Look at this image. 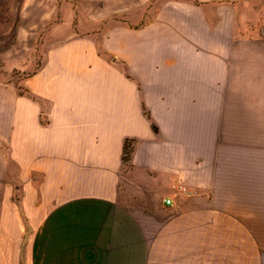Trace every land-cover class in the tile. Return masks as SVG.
I'll list each match as a JSON object with an SVG mask.
<instances>
[{"label":"crops","instance_id":"crops-1","mask_svg":"<svg viewBox=\"0 0 264 264\" xmlns=\"http://www.w3.org/2000/svg\"><path fill=\"white\" fill-rule=\"evenodd\" d=\"M253 3L55 6L43 56L0 76V264H245L256 234L237 241L230 206L261 195Z\"/></svg>","mask_w":264,"mask_h":264},{"label":"rangeland","instance_id":"rangeland-1","mask_svg":"<svg viewBox=\"0 0 264 264\" xmlns=\"http://www.w3.org/2000/svg\"><path fill=\"white\" fill-rule=\"evenodd\" d=\"M253 5L257 14L260 16L261 6L264 0H253ZM61 0H0V76L10 80L19 77L27 72H20L17 69L10 70L16 56H43L45 50L44 40L47 30L61 22V14L57 10L50 17L55 6H60ZM264 11V10H263ZM254 15L253 13H251ZM253 19V18H252ZM256 36L247 35L246 44L240 46V52L256 53L261 57L253 60L246 56L243 62L246 66V80L253 79L254 64H261L264 75V13L260 23L253 26ZM256 28V29H255ZM250 28L247 30L249 32ZM251 32V31H250ZM251 34V33H247ZM9 73V74H8ZM232 95V94H231ZM245 96V100H252L253 93L240 94ZM257 95V94H256ZM262 98L264 93L261 94ZM263 166L261 171V195L250 199L251 202L240 205H231L230 212L241 218L239 225L244 226L246 238L239 237L237 241L245 244L249 250L251 239L248 232H255L256 252H246L243 255L245 264H264V126H262ZM232 223V221H231ZM244 223V224H243ZM232 228V227H231ZM258 247L260 248L258 250Z\"/></svg>","mask_w":264,"mask_h":264},{"label":"built area","instance_id":"built-area-1","mask_svg":"<svg viewBox=\"0 0 264 264\" xmlns=\"http://www.w3.org/2000/svg\"><path fill=\"white\" fill-rule=\"evenodd\" d=\"M171 187H172V189L178 190L180 192H184L186 190V188L183 185H176V184H174ZM163 202L165 204H170L171 203V200L169 198H165V199H163Z\"/></svg>","mask_w":264,"mask_h":264}]
</instances>
